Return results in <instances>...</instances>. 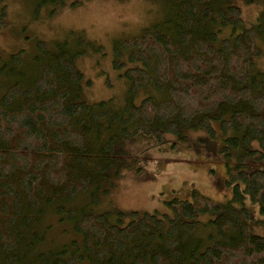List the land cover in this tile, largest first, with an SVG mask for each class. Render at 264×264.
Wrapping results in <instances>:
<instances>
[{"label":"trees","instance_id":"16d2710c","mask_svg":"<svg viewBox=\"0 0 264 264\" xmlns=\"http://www.w3.org/2000/svg\"><path fill=\"white\" fill-rule=\"evenodd\" d=\"M163 1V21L115 45L129 81L120 108L84 99L80 52L66 40L0 57V264H264V235L246 206L264 213V0H243L263 5L250 26L236 0ZM8 24L3 7L0 30ZM199 130L223 140L227 201L194 188L127 222L122 211L114 221L70 205L107 175L126 139ZM52 215L73 235L48 246ZM202 216L214 230L196 239Z\"/></svg>","mask_w":264,"mask_h":264},{"label":"rangeland","instance_id":"374dc122","mask_svg":"<svg viewBox=\"0 0 264 264\" xmlns=\"http://www.w3.org/2000/svg\"><path fill=\"white\" fill-rule=\"evenodd\" d=\"M38 5V0H0V11L6 8L9 24L0 30V57L7 59L22 50L30 58L38 50L37 42L54 46L68 41L80 52L75 64L84 73L83 97L89 102L107 100L120 108L127 96L129 81L123 75L126 52L119 53L116 43L139 35L145 28L163 21L167 13L163 0H62ZM250 25L256 24L261 4L235 1ZM80 39L87 43L81 44ZM256 69L264 72V42ZM2 62L0 61V66ZM127 65V64H126ZM87 81L89 83H87ZM223 140L209 137L205 131L188 132L185 140L168 135L163 142L151 137L126 139L113 158L107 175L81 194L71 206H89L95 212L110 211L112 219L129 221L131 212H163L166 201L174 197L188 198L196 188L207 196L225 202L232 196L226 184V159L220 151ZM96 199V200H95ZM246 206L253 215L254 231L264 235V213L249 199ZM209 216L199 218L195 238H207L214 226ZM46 245L53 239L71 237L70 225L60 223L52 215ZM69 229V234L63 232Z\"/></svg>","mask_w":264,"mask_h":264}]
</instances>
